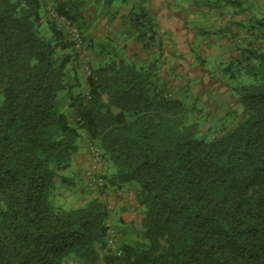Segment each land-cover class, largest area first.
<instances>
[{"label": "trees", "instance_id": "1", "mask_svg": "<svg viewBox=\"0 0 264 264\" xmlns=\"http://www.w3.org/2000/svg\"><path fill=\"white\" fill-rule=\"evenodd\" d=\"M47 2L0 0V264H99L101 252L105 264H264V43L233 42L238 59L223 71L236 66L254 80L234 88L245 119L206 141L187 124L186 105L154 84L158 59L111 57L90 70L85 92H74L67 74L75 43L47 17ZM53 7L85 42V3ZM128 15V34L143 50L162 52L146 0ZM46 23L51 39L42 34ZM62 93L73 122L59 111ZM83 135L115 167L103 189L136 184L146 209L139 237L114 252L101 199L70 211L50 204Z\"/></svg>", "mask_w": 264, "mask_h": 264}, {"label": "rangeland", "instance_id": "2", "mask_svg": "<svg viewBox=\"0 0 264 264\" xmlns=\"http://www.w3.org/2000/svg\"><path fill=\"white\" fill-rule=\"evenodd\" d=\"M82 1L85 3L84 12L85 16L89 19L87 20L89 28L85 32V42L81 39L82 43L80 47H75L74 51L69 52L73 54L74 59L68 68L67 80L69 84L76 85L74 92H85L87 90L86 78L90 70L99 64L107 62L111 57L117 59L123 58L128 62L136 64L158 59L160 69L157 78L153 81L154 84L160 90H165L173 98L180 99L186 105L188 110L187 124L198 125L200 138L210 141L222 132L231 131L244 121V110L237 103V95L234 92V88L241 85H252L254 80L251 77L245 76L243 72L239 73L236 66L232 69L231 73L224 72L223 69L227 63L224 61L222 55L217 56L213 52L205 55L204 52L212 50L210 37L212 36L211 33L215 32L217 28L210 23L209 15L205 16L201 13V8L198 11L199 16L197 19L189 20L184 18L185 13L184 11L182 13L181 9L193 7L192 4L195 3V0H171L170 2L168 1L167 9L172 18L178 21H185L184 28L188 36L190 33L196 35L192 39L186 35V43L180 48L174 41L169 39V36L165 35V39L161 32L157 36V42L162 41V52L154 50L148 59L146 55L139 51V45L135 42L134 38L130 34H127V36L124 34V31H130L128 14L132 9H135V12L139 13L142 0ZM205 1L207 0H198L200 7ZM210 1L213 2L215 0ZM261 1L264 0H245L242 4L244 8H248V5L256 6L257 4L264 6V3ZM54 3L55 0H48L46 8L47 17L54 21L71 38L66 22L56 18V12L53 7ZM250 10H252V17L257 16L254 11L255 9L250 8ZM123 13L126 14V17L123 19L125 27L115 29L114 32L108 34L110 26L102 27L101 23L106 21V18L109 19L111 16H115V14L121 15ZM259 15L264 17V9ZM253 27L255 37L264 35L255 22ZM203 31L208 33H202ZM42 34L47 39L52 38V33L47 23L42 27ZM259 40L257 45L262 46L264 39L262 40L259 37ZM185 50H188V52H185ZM161 53L163 54L162 59L159 58ZM65 54L59 52V55L63 56ZM232 73L237 75L236 79L231 78ZM206 78L209 80L208 83L206 82ZM227 97L230 100H225ZM67 105L68 102L64 93H62L60 95L59 111L69 114V118L73 122V117L70 115ZM195 108L197 112L193 111ZM82 138H85V136L83 135ZM90 144L87 141V146H84L82 139L77 142V154L85 155L88 153L89 159L85 165L78 166L74 162L75 157L72 158L71 166L66 171L60 173L54 180V189L49 196L50 204L56 211H70L85 207L91 200L97 197L96 194H99V199L107 205L109 210V221L107 222L109 233L106 239L107 249L110 252H114L116 249L121 248L125 240L132 241L139 237L146 209L138 205L135 198V205L131 206V210L125 212L127 216H130L131 220L125 223L120 222L121 212L114 210L112 207L113 202L118 203V198L115 194L121 193L123 188L112 189V192L115 193L112 195L113 200H109L108 198L105 201L103 199L105 198L103 186L97 184L90 186L88 183L87 172L93 167V161L89 153ZM114 172L115 167L105 160L96 169V175L100 178ZM64 179L68 182H65ZM131 187L133 191L129 190L128 192L131 191L130 195L133 196V194H136L138 186L134 184ZM100 254L102 259L99 264H105L103 260L105 253L101 252ZM64 264L79 263L70 261Z\"/></svg>", "mask_w": 264, "mask_h": 264}, {"label": "crops", "instance_id": "3", "mask_svg": "<svg viewBox=\"0 0 264 264\" xmlns=\"http://www.w3.org/2000/svg\"><path fill=\"white\" fill-rule=\"evenodd\" d=\"M57 1V0H55ZM82 1V0H81ZM171 0H146V7L150 14L155 16V20L157 21L158 27V34L162 32V36L166 39V36H169L171 41H174L180 48L186 43V35L188 36L187 31H185L184 24L185 21H178L169 14L167 6ZM237 4H229L226 7L222 8H206L203 6L193 5V7H185L182 8L181 11L185 13V17L187 19H197L199 16V9L201 8V13L203 15H209L210 23L217 28L215 32L211 33V42H212V50L204 52L205 55L213 52L215 55H222L224 61L227 65L224 69L233 61L238 59L237 53L232 49L233 42L237 43L241 47H246L248 45L259 46L257 43L260 41L259 37L254 36L253 32V24L254 22L256 25H261L260 30L261 33L264 34V17L260 16L259 14L263 11L264 6H260L259 4L255 5H248V8H244L243 2L245 0H238ZM84 2V1H83ZM264 3V1H261ZM250 8H253L257 16L252 17ZM85 11V10H84ZM85 14V12H84ZM126 14H115V16H111L109 19H105L106 21L102 22V27L110 26L108 30V34H111L115 31V29H120L125 27L124 18ZM87 18V17H86ZM87 20H89L87 18ZM111 21V24H110ZM187 23V22H186ZM120 24V25H119ZM119 25V26H118ZM101 27V28H102ZM89 28V26H88ZM202 31V30H201ZM174 32V34H173ZM194 32V31H192ZM203 31L202 33H205ZM208 33V32H206ZM124 34H128V32L124 31ZM134 37L133 34H130ZM166 35V36H165ZM196 34L190 33L188 37H194ZM86 37V36H85ZM136 42V41H135ZM210 42V43H211ZM137 43V42H136ZM138 44V43H137ZM139 45V51H141L144 55L148 57L153 53V51H158V49L145 51L143 50L142 46ZM202 48V47H201ZM188 52V50H185ZM223 69V70H224ZM205 81V79H203ZM206 82L208 83L209 80L206 78ZM204 83V82H203ZM225 100H230V98H226ZM237 107V105H236ZM235 110V109H234ZM83 141V145L87 146V141L85 138H81ZM74 162L78 166H83L87 163L89 159V154H74ZM73 161V159H72ZM72 163V162H71ZM112 189L116 188H108L105 190V194L103 199L105 201L113 200L112 195L115 194L112 192ZM132 187H124L121 193L115 194L118 198V203L113 202V209L119 210L121 212L120 215V222L125 223L131 220L130 216L126 215L127 210H131V206L135 205V195H130ZM126 191V192H125ZM133 191V190H132ZM96 198H99V194H96ZM95 198V199H96ZM120 200V201H119ZM130 207V209H128Z\"/></svg>", "mask_w": 264, "mask_h": 264}, {"label": "built area", "instance_id": "4", "mask_svg": "<svg viewBox=\"0 0 264 264\" xmlns=\"http://www.w3.org/2000/svg\"><path fill=\"white\" fill-rule=\"evenodd\" d=\"M56 18L62 19L66 22V25L69 29L71 39L75 43V47L79 48L82 41H81L80 34H79L78 30L75 27L71 26L65 19L60 18L57 15H56ZM89 153L91 156V160L93 161V167H92V169H90L87 172L88 183L90 186H94L96 184L102 186L103 185V179L96 175V169L98 168V166H100V164L102 162L101 153H100L99 149L92 144H90V146H89Z\"/></svg>", "mask_w": 264, "mask_h": 264}]
</instances>
